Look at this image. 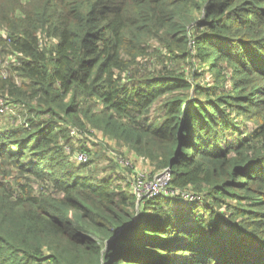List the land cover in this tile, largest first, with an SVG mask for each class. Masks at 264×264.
Instances as JSON below:
<instances>
[{
  "label": "trees",
  "instance_id": "16d2710c",
  "mask_svg": "<svg viewBox=\"0 0 264 264\" xmlns=\"http://www.w3.org/2000/svg\"><path fill=\"white\" fill-rule=\"evenodd\" d=\"M0 264H264V0H0Z\"/></svg>",
  "mask_w": 264,
  "mask_h": 264
},
{
  "label": "built area",
  "instance_id": "2783aa9c",
  "mask_svg": "<svg viewBox=\"0 0 264 264\" xmlns=\"http://www.w3.org/2000/svg\"><path fill=\"white\" fill-rule=\"evenodd\" d=\"M78 131L79 130L76 127H70L71 135H77ZM66 150L69 151L68 146H66ZM73 157L77 162H85L88 160L89 155L84 150H77L74 152ZM117 160L121 165H131L130 160L124 157L117 158ZM169 182L170 169L167 167L163 168L159 172L152 174L151 177H148L143 172L135 170V173L131 180V188L137 199L145 196H153L154 194L156 195L161 191L164 192L165 189L167 190L168 194L184 196L186 190L174 189L170 187Z\"/></svg>",
  "mask_w": 264,
  "mask_h": 264
},
{
  "label": "rangeland",
  "instance_id": "374dc122",
  "mask_svg": "<svg viewBox=\"0 0 264 264\" xmlns=\"http://www.w3.org/2000/svg\"><path fill=\"white\" fill-rule=\"evenodd\" d=\"M11 60H13V58H11ZM76 128L79 130L78 135H80V137L84 138L86 141H89L90 143H91V141H100V143L104 145L105 151L110 153L114 157V160L119 164V165L118 164L117 165L120 169H121V166H120V163L118 162L117 158L127 157L131 161V166L135 170L143 172L148 177H151L152 174L162 170V169H158L156 171L153 170V167H152L153 165H151V163L149 161L145 160V158H142L140 156L135 155L133 152H130L128 150V148L125 149V147H122L123 153L118 152L117 148L115 147L114 141L109 139V138L102 136L100 131H98L95 128H88L89 130H83L82 128H79V127H76ZM159 193L160 194H166V195L168 194L166 189L164 190V192L161 191ZM190 195L191 194L188 191H186L184 196H181V195H179V196L182 197V199L186 200V198H189L188 196H190ZM149 197H152V196H149Z\"/></svg>",
  "mask_w": 264,
  "mask_h": 264
}]
</instances>
